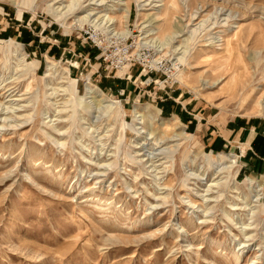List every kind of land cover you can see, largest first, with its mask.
I'll return each mask as SVG.
<instances>
[{"label":"rangeland","instance_id":"374dc122","mask_svg":"<svg viewBox=\"0 0 264 264\" xmlns=\"http://www.w3.org/2000/svg\"><path fill=\"white\" fill-rule=\"evenodd\" d=\"M261 105L264 0H0V264H264Z\"/></svg>","mask_w":264,"mask_h":264},{"label":"crops","instance_id":"0c3cea01","mask_svg":"<svg viewBox=\"0 0 264 264\" xmlns=\"http://www.w3.org/2000/svg\"><path fill=\"white\" fill-rule=\"evenodd\" d=\"M210 128V126L207 127V129ZM205 135H207L206 132ZM210 135L208 145L216 149H221L230 143L235 147L234 149L242 146L245 150L246 169L264 174L263 118L237 119L226 123L214 133L210 131Z\"/></svg>","mask_w":264,"mask_h":264},{"label":"bare ground","instance_id":"6f19581e","mask_svg":"<svg viewBox=\"0 0 264 264\" xmlns=\"http://www.w3.org/2000/svg\"><path fill=\"white\" fill-rule=\"evenodd\" d=\"M129 10H126L125 11V14H124V18L126 19H124L127 23L129 22V18H130V14H129ZM22 14V13H21ZM95 15V14H94ZM106 15V14H105ZM90 16H92V12L91 13H89L88 12V14H86V15H83V16H80L79 17V19H78V22H79V24H82V25H84V23L86 22V21H88V18H90ZM109 17V16H108ZM98 18H100L99 16H98ZM91 20V19H90ZM96 20V19H95ZM109 20L111 21H113V23H114V20H115V18H113V17H110L109 18ZM92 23H93V21H92ZM79 26V25H78ZM150 35V34H149ZM12 43V42H11ZM16 45H19V44H17L16 43ZM19 49H21V51H24V49L22 48V46H20L19 45V47H18ZM18 52H19V50H18ZM22 54L24 55V52H22ZM35 65H36V63H35ZM57 63H55V62H53L52 63V65L48 68V71L50 70V71H56L57 69ZM53 73H55V72H53ZM49 75V74H48ZM7 86V85H6ZM72 87V86H71ZM5 89H7V87L5 88V87H3V89H2V91H4V95L6 96V94L9 92V90L8 91H6ZM98 89L99 88H93V87H88V89H87V94L88 95H90V97L92 96V97H97V96H101L102 94H101V92H99L98 91ZM3 95V96H4ZM17 94H14L13 92H11V93H9L7 96H6V98L8 97H14V96H16ZM12 107V106H11ZM261 107L262 108H264V105H261ZM17 111V110H16ZM4 118V117H3ZM8 119V117H5L4 118V121H6ZM215 157H213V162L215 163V164H219L220 163V165L218 166V167H222L221 168V171H223V173H225L226 171L227 172H230L231 171V168H235L236 166H238L237 164H238V160H237V156L236 155H234L233 153H231L229 156H228V162H225L224 161V156H222V155H220V154H218V155H214ZM215 160V161H214ZM214 164V165H215ZM215 180V179H214ZM213 180V181H214ZM248 182H249V184H252L253 185V187L257 184V186L256 187H260V190H263V188H264V183H261V181H256V179L255 178H248ZM217 184V183H216ZM212 185H214V184H211V186ZM210 186V187H211ZM258 187V188H259ZM254 192H255V190H254ZM259 199V198H258Z\"/></svg>","mask_w":264,"mask_h":264}]
</instances>
